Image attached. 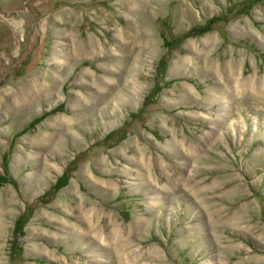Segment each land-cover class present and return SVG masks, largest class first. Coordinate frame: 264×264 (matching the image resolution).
Here are the masks:
<instances>
[{
	"label": "rangeland",
	"instance_id": "1",
	"mask_svg": "<svg viewBox=\"0 0 264 264\" xmlns=\"http://www.w3.org/2000/svg\"><path fill=\"white\" fill-rule=\"evenodd\" d=\"M0 264H264V0H0Z\"/></svg>",
	"mask_w": 264,
	"mask_h": 264
},
{
	"label": "bare ground",
	"instance_id": "2",
	"mask_svg": "<svg viewBox=\"0 0 264 264\" xmlns=\"http://www.w3.org/2000/svg\"><path fill=\"white\" fill-rule=\"evenodd\" d=\"M26 84H27L28 89H34V88H36V86L38 87V85H40L38 83V81L34 80V79H29L28 83H26Z\"/></svg>",
	"mask_w": 264,
	"mask_h": 264
}]
</instances>
